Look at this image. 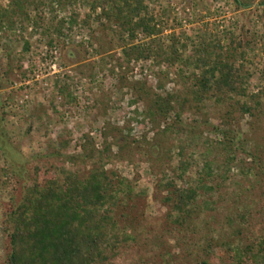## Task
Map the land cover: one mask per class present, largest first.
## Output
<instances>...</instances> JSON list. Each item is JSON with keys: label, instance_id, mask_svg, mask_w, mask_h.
Segmentation results:
<instances>
[{"label": "rangeland", "instance_id": "374dc122", "mask_svg": "<svg viewBox=\"0 0 264 264\" xmlns=\"http://www.w3.org/2000/svg\"><path fill=\"white\" fill-rule=\"evenodd\" d=\"M239 1L245 3L241 8L236 0L147 2L157 38L168 45L177 41L183 58L176 65L159 66L153 58L128 61L122 51L128 36L121 42L101 10L86 24L92 14L87 5L57 13L67 22L76 14L78 24L66 25L62 37L53 35V46L32 22L0 33V167L13 165L16 171L13 188L1 195L0 264L3 220L21 201L36 166L85 178L102 161L108 173L135 187L136 195L119 212L128 215L121 224L131 240L103 264H231L229 248L244 247L264 233V116L244 115L238 97L197 108L178 76L181 69L200 76L182 62L200 56L202 43L218 44L216 37L227 47L232 34L248 54L237 63L246 78L242 103L252 104V96L264 93V0ZM0 5L6 8L9 1ZM41 14L45 21L53 17L49 8ZM152 38L140 34L129 47L148 45ZM170 95L175 111L155 126L145 114L158 108V96ZM182 110L187 112L179 118ZM91 142L90 158L68 160L80 158ZM233 156L247 162L229 165ZM208 162L215 172L208 183L213 191L202 192L199 213L179 224L163 203L168 195L163 186L173 180L179 189L195 186ZM182 166L188 168L183 180L177 178Z\"/></svg>", "mask_w": 264, "mask_h": 264}, {"label": "trees", "instance_id": "16d2710c", "mask_svg": "<svg viewBox=\"0 0 264 264\" xmlns=\"http://www.w3.org/2000/svg\"><path fill=\"white\" fill-rule=\"evenodd\" d=\"M8 1L6 8L0 5V33L15 32L18 25L22 24L23 27L25 22H32L34 27L43 29L44 35L50 38V45L53 46V35L62 37L66 25L78 24L76 14L71 15L67 22V19L59 20L57 13L66 12L69 8L81 4L87 5L92 13L86 17V24L101 10V18L112 27L113 33L121 37V42L124 41L123 36H128L125 41L127 44L122 47L128 61L153 58L159 66H163L166 63L176 65L183 58V55L179 54L176 39H171L172 43L168 45L166 40L157 38V24L147 5L151 0H50L48 3L45 0ZM236 4L241 8L245 3L236 0ZM46 8L53 14L49 21H45L41 16ZM32 13L40 15L35 19ZM140 34L148 38L155 37L148 45L129 47ZM229 38L230 45L227 47L222 46L220 37L215 38L218 40L215 46L202 43L196 52L200 56L194 58L192 63L182 62L185 67L199 70L200 76H197L195 71L186 74L182 69L178 76L187 86L188 94L197 103V108L205 106L209 100L216 105H222L238 97L237 104L244 115L255 116V113H259L264 116V93L252 96V104L241 101L247 98L244 88L246 78L242 74L244 66H237V63L243 62L248 54L238 37L230 34ZM246 45L249 48L250 43ZM25 50L29 51L28 43ZM64 89L61 90L62 93ZM138 93L137 97L142 98L140 92ZM157 99L155 105H158V108L149 109L145 114V118L150 119L155 126L161 122L167 123L168 117L175 111L172 95L167 98L158 96ZM186 112L182 110L177 112V115L180 118ZM227 115L226 119L229 121L231 115ZM170 128L168 124L165 131L168 132ZM227 142L232 144L231 141ZM227 142L222 145H227ZM83 150L80 158L70 156L68 160L75 163L81 158H90L89 151L93 153L95 147L91 142L84 145ZM181 153L183 156V150ZM238 162L245 164L247 159L233 156L228 163L230 165ZM13 167H0V201L1 195L7 193L15 184L13 178L16 171ZM187 170V166H182L181 174L177 178L183 180ZM214 174L213 164L208 162L202 168L195 186L179 189L174 180L163 186L168 194L163 203L177 215L176 221L179 224H185L199 213L198 201L202 192L213 191L208 183L214 178ZM135 192V187L128 180L119 177L115 172L108 173L102 161L85 178L72 170L61 169L58 172L44 166H36L32 177L24 185L21 201L3 220L2 228L6 242L2 264L107 262L111 257H116L119 250L131 240L121 224V221L127 222L125 220H128V215L119 212L127 205L128 199H133ZM241 218L245 220L244 216ZM240 232L237 231V234ZM228 254L231 264H264V233L253 238V241L244 247L229 248ZM201 264L210 263L206 261Z\"/></svg>", "mask_w": 264, "mask_h": 264}]
</instances>
